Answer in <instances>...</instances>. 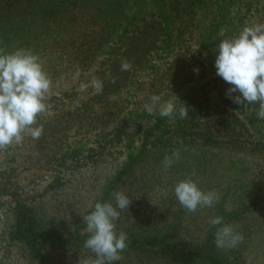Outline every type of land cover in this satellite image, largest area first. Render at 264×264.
<instances>
[{"label": "trees", "instance_id": "obj_1", "mask_svg": "<svg viewBox=\"0 0 264 264\" xmlns=\"http://www.w3.org/2000/svg\"><path fill=\"white\" fill-rule=\"evenodd\" d=\"M29 2L19 7L23 14L15 23L0 24V48L39 54L43 44L64 50L63 40L69 41L77 76L67 85L52 84L48 110L38 117L43 126L38 140L26 136L21 145L0 151V264L15 246L36 264H53L57 245L85 243L84 237L74 235L76 227L70 231L49 217L39 190H56L70 174L120 152L126 160L99 202L114 199L118 180L135 164L162 163L165 155L186 145L235 151L264 163V119L249 111L258 104L234 103L231 97L239 93L229 96L231 86L214 65L220 40L237 36L246 25L264 23V0ZM55 15L60 18L50 20ZM54 49L43 53L60 55ZM76 49L83 50L81 56ZM123 60L131 63V70L121 71ZM94 79L103 82L101 94H94ZM154 94L162 103L173 101L177 109L185 104L188 118L148 114L144 105ZM227 195L237 206L232 210L225 208ZM220 196L211 217L221 216L230 225L264 202V192L239 190ZM125 223V251L132 264L143 257L149 259L145 264H244L239 251L213 248L215 226L192 247L168 240L156 232L157 226L145 231L142 219Z\"/></svg>", "mask_w": 264, "mask_h": 264}, {"label": "rangeland", "instance_id": "obj_2", "mask_svg": "<svg viewBox=\"0 0 264 264\" xmlns=\"http://www.w3.org/2000/svg\"><path fill=\"white\" fill-rule=\"evenodd\" d=\"M22 3H28L29 6L32 4L29 0H9L8 3L0 0V24L8 25L16 21L18 15L23 14L19 10V7L23 6ZM15 11L17 16L8 17L9 13ZM59 18V15H55L50 20ZM39 24L31 23L29 25L38 27ZM63 43L69 45H64V50L50 48L47 44H43L40 53L36 54L40 58L44 71L51 76L49 78L54 85L70 84L77 76V62L71 59V53L74 52L72 51L74 50L73 43L64 42V40ZM44 49L48 52L53 49L60 52L61 58L58 54L55 56L54 52L43 53ZM75 51L79 52V56H81L83 50L77 51L76 49ZM176 152L179 153L180 159L167 170L163 163L155 164L146 160L137 166L135 164L129 170V174H124L118 180V191L129 192L127 197L131 200L129 209L120 211V217L115 222L116 228L118 227L120 232L125 230L126 220L142 219L140 224L143 225L142 228L145 231L150 230L152 226H157L156 232L165 234L168 240H175L179 245L192 244L194 247V244H198L206 237L208 233L206 229L213 227L209 221L212 219L211 210L216 204L212 207L199 208L196 212L186 211L180 206L174 195V186L178 181L191 178L203 191L214 190L219 196L221 193H237L239 190L250 193V195L264 192V163L256 162L250 156L235 151L197 145H186L178 148ZM124 160H126V156L123 151L70 174L66 182L56 190L44 191L45 186H43L39 190V194L42 192L40 196L45 202L49 217L64 224H60L61 226H70V231L76 227L74 235L84 237L86 241L89 233L85 230L86 225L82 216L88 214L94 204L99 202L109 181L118 173V167ZM193 171H195V175L192 174ZM113 200L111 199L109 202H113ZM225 200L226 210L237 207L229 202L231 199L228 195ZM262 205L261 208L248 214L246 218L236 220L231 224L237 232L243 235L244 239L241 244L233 248H218L215 243V235H213L211 240L213 248L222 253H228L231 250H236L235 253L239 251L244 264H264V202ZM54 250L53 264H87L95 259V254L86 249L84 243L80 246L57 245ZM26 252L15 246L4 264H36V261ZM139 261H136L135 264L148 263L149 259L143 257V261L141 259ZM118 263L132 264L127 251L121 253Z\"/></svg>", "mask_w": 264, "mask_h": 264}, {"label": "clouds", "instance_id": "obj_3", "mask_svg": "<svg viewBox=\"0 0 264 264\" xmlns=\"http://www.w3.org/2000/svg\"><path fill=\"white\" fill-rule=\"evenodd\" d=\"M215 56L216 74L231 87L229 96L239 93L233 99L240 105L249 107L256 118L264 119V23L246 25L237 36L220 40ZM129 61L121 62V71L131 70ZM114 82V81H113ZM94 94H101L103 82L94 79L91 82ZM52 81L44 71L40 58L30 49H16L6 52L0 48V151L21 145L25 137L38 140L43 134V126L38 117L48 110L47 101L51 98ZM150 114L174 119L188 118V107L182 104L178 109L171 100L161 102V96L152 95L144 105ZM178 152L165 155V170L179 160ZM195 175V171L192 173ZM112 202H96L93 209L82 216L89 233L84 247L95 254V259L87 264H114L121 259V253L128 246L125 232L116 231V221L120 211L128 210L131 200L123 192H114ZM174 195L180 206L188 212L199 208L212 207L219 202L220 196L214 190L203 191L191 178L178 181L174 186ZM216 227L215 243L218 248H233L243 242V235L223 217L216 216L209 221Z\"/></svg>", "mask_w": 264, "mask_h": 264}]
</instances>
